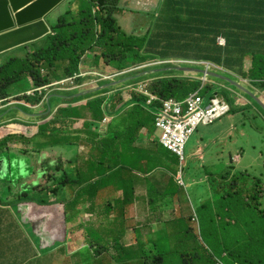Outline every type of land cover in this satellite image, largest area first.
Masks as SVG:
<instances>
[{
	"label": "trees",
	"instance_id": "16d2710c",
	"mask_svg": "<svg viewBox=\"0 0 264 264\" xmlns=\"http://www.w3.org/2000/svg\"><path fill=\"white\" fill-rule=\"evenodd\" d=\"M68 5L69 10L59 16L53 25L52 34L38 42L12 50L0 61V106L7 105L10 99L40 103L48 96L50 101L43 118L46 120L56 110L53 100L68 103L67 107H57L51 122L39 126L45 140L38 151L39 157L44 150L53 151L58 147L72 149L77 153V148L82 143L92 146V159L83 169L70 166L61 169L60 165H65L63 161L56 166H50L55 174L47 176L51 185L47 191L44 189L46 196L42 195V198L46 200L42 204L51 205L52 198L56 197V201H64L62 203L66 205L67 216L68 213L75 217L82 215L81 211L87 209V203L82 201L88 197L94 207L97 201H93V198L99 196L100 191L115 183L123 171L128 172L137 165L134 164L132 155L125 156L126 151H133L137 133L141 129L155 131L154 113L161 108L162 100L170 97L184 100L189 94L200 91L207 101L214 91L218 93L217 90L220 89L215 83H209L199 90L203 85L199 79L202 75L185 77L178 66L173 64L146 67L126 73L118 80H126L130 84L149 81L148 89L161 100L152 106L146 104L147 97L140 91H135L127 103L118 91L111 97L92 98L93 95L116 90L113 81L102 82L101 91L81 95L79 90L50 92L53 87L45 89L55 82L79 74L80 67L89 55H92L95 67H100L103 61L119 72L168 58L208 61L229 72H221L222 74L233 80L236 77L243 78L249 82L250 89L264 92V0H164L162 15L166 11V16H171L173 21L157 20L147 36L128 33L120 25L117 16L125 11L122 0H70ZM220 36L225 38V46L218 44L217 39ZM183 41L186 43H182ZM248 59L251 64L247 69L245 63ZM25 80L32 82L33 88L11 93L14 88H21L20 83ZM82 81L84 79L80 78L79 83ZM225 83L227 87L234 88L229 82ZM41 88L42 93L39 92ZM32 90H37L35 95H28ZM224 93L231 101V91L225 89ZM86 98H91L87 106H74V103ZM248 99L258 104L254 99ZM258 106L264 113V108L259 104ZM16 107L17 109L11 105L0 108V122L4 120L2 117L7 118L8 111L19 109L28 112L25 105L17 104ZM105 114L114 118L119 116L120 127L115 130L112 124L111 129L105 131L101 126ZM90 118L94 120L87 121L82 135L76 136V142H72V137L65 132L70 131L75 120ZM13 122L21 123L19 120ZM16 138V135L0 138V165L3 162L12 166L22 156V151L16 154L10 147ZM157 147L160 155L154 160H158V165L162 168L155 175L159 178L157 183L164 190L162 194L171 191L175 195L177 192L170 190V186L179 185L176 177L172 175L179 159L162 148V145ZM234 155H240V152L231 154L229 162L221 160L226 171L212 173L204 165L205 178L202 174L195 177L196 181L203 182L200 189L209 184L211 192V195L208 192L206 194L208 199L200 201L196 212L184 214L181 210L180 213H172L174 210H166L161 204L152 207L150 204L145 208L142 212L144 221L141 228L147 232V236L141 238V245L137 244L135 250L138 252V248H142V253H139L140 256H136L138 253L133 254L132 260L126 257L125 264H136L141 255L152 253V248L158 250L161 247L167 252H157L155 264H166L170 249L179 245L173 241H184L193 234L189 223L195 214L201 219L206 234H211L207 238V247L202 246L201 242L196 244L195 251L190 250L187 255L178 253L176 258L182 257L180 263L221 264V260L223 264H264V210H261L264 197L261 181L256 180L249 185L250 181L244 175L236 173L235 165L238 164L233 160ZM79 161L74 155L70 163L76 164ZM152 161L153 158L147 160L150 164ZM166 177L170 179L165 180ZM205 182L206 186H203ZM219 185L221 191L217 189ZM77 187L74 197L73 193L67 192V189ZM125 195L123 204L129 199L133 201L130 194ZM109 198L111 200V194ZM109 198L103 203H108ZM117 205L111 201L106 207L118 212ZM79 206L82 209L78 210ZM192 207L193 201L189 209ZM69 208L78 213H73ZM168 211L172 216H165ZM80 222L81 220L73 227L80 226ZM119 222L117 219L115 223ZM126 223H121L122 228ZM82 226L79 227V232L83 231ZM104 228L102 224L96 231V238L101 242L96 264H103L102 261L111 254L109 247L114 245L113 250L119 251L121 243H112V231L108 232ZM154 229L157 230L158 238L155 237ZM143 241L146 243L143 244ZM73 242L75 244V239ZM73 252L69 251V256Z\"/></svg>",
	"mask_w": 264,
	"mask_h": 264
},
{
	"label": "rangeland",
	"instance_id": "374dc122",
	"mask_svg": "<svg viewBox=\"0 0 264 264\" xmlns=\"http://www.w3.org/2000/svg\"><path fill=\"white\" fill-rule=\"evenodd\" d=\"M69 1L70 0L62 4L63 7L60 9L62 14H64L65 12L69 10L70 8V5H68ZM134 2L135 3L132 4L130 3V0L124 1V5L122 4V6L126 7L124 8L125 13L124 12L120 13L118 15L119 16L118 18H119V23L123 27V29H125L129 33L139 34L141 33V28H143L142 31H145L146 30V29L144 30L145 25L148 26L149 22H147L148 18L145 14L148 12L146 10H148L150 6L141 4L142 0H134ZM151 7L153 8L154 6L151 5ZM142 20L145 23V25L141 23ZM94 55L96 54L94 53ZM250 64H251L250 60L248 59L245 63V66L247 69L250 67ZM199 65L201 64H191V67L196 66V68H202V67H199ZM175 66H177V64H175ZM80 69H81L80 73L77 74L76 76H80L84 74L83 76L75 80L70 79L71 77H69L67 78L68 82H66L65 84L53 85L52 86L53 90H56V91L82 90L85 93L91 92V91H92L91 93H94V92H98L102 90V87H101L102 82H105V81L119 82L118 80L121 79L120 77H122L121 72L117 71L111 65L107 66L105 62L103 61L101 62L100 67H95L93 64V60L88 59V57L85 59V62L80 67ZM212 71H214L215 73L219 72L218 74H222L221 72H225L217 68H212ZM222 75H226V74H222ZM187 76L190 77L192 76V74H189ZM80 78L84 79V81L79 83ZM209 79L211 80V82L219 86L220 89L217 90L218 94L223 96L226 100L228 99L226 98L225 93H224L225 89L231 91L232 97L235 96L234 91L231 90L232 88L231 89L227 88L225 80L216 78V77H210ZM234 79H235L234 81L238 83L241 81L242 85L243 83H245V81H243V78L236 77ZM20 84L22 85L21 88H14L11 93L14 94L18 90H28V89L33 88V83L30 82L29 80H25L21 82ZM75 85H78V86L74 88ZM129 85L131 84L127 81L124 84L120 83V85H115L116 88H120L122 86L125 87L123 91H120L122 93L120 97L122 96L124 100L128 99L125 94L128 95L130 93L128 90H126L129 87ZM255 92L256 91H254V93ZM109 93L103 92L101 94L93 95L92 98H95L98 96L109 97ZM256 93L260 97L264 98V93H262L261 91H258ZM251 99L253 100V98ZM84 100H87V103L85 105L87 106L91 98H86ZM249 101L250 103L247 102L244 105L246 106L244 107L246 109H237L236 107L238 106V104L234 103L233 100L229 101L231 104V107H233L232 109L233 110L235 109V111L231 114H236L234 115L235 122H236V130L234 131V135L231 139L234 142L236 141L238 147H241V150H239L240 155L238 156L234 155L233 160L235 163L238 164V165H235L237 167L236 173L240 174V176L244 175L245 178H247L250 181V183H248L249 185H252L254 181L256 182V180L261 181V189H262V193L264 197V113L259 108L258 104H254L250 99ZM9 103H10L9 106L12 105L14 107H16L18 103L23 104V102L14 101L12 99H10ZM52 103L56 108L59 105H61V101L53 100ZM82 104H84V102H82L80 105ZM46 109H47V106H46ZM254 109H257V112H255ZM113 110L115 109L113 108ZM18 114H19V111L14 110L12 111L10 116H16ZM54 117L55 116L52 115L46 120H43L41 118L40 120H38L39 123L32 124V126L30 127L23 126L18 131L16 130V128L15 129L13 128V131H9L8 128L3 127L2 135L9 136V134L10 135L18 134V137L14 139V141L10 144V147L12 150L19 149L22 151L21 152L22 156H20L22 159H20L18 162H15L12 165L15 167L18 166V168L21 167V171H19V174L18 173L14 174L15 177H20V173H22L25 176H28L29 173L37 175V174H40L41 172H44V170L46 173L48 172V175L50 177L52 174H55V172L50 169V165L56 166L61 161H63L65 165L61 164L60 165L61 169L67 168V166H70L72 168L79 167L80 169H83L88 163V161L92 159V156H91V154H93L92 146H89L85 143H82L77 148V153L74 152L72 149L58 147L56 150H53V151L44 150L45 153L41 155L38 160H36V165L44 164V168L38 169L39 173L29 172V167H32L34 165L33 156L36 157L35 155L37 153L35 152V154L32 156L31 151L39 150L43 142H45L44 137H42L40 133V129H38V126L41 124L51 122L54 119ZM2 118H4L2 122H5L8 117L7 118L2 117ZM93 120H94L93 118L84 119V120L77 119L75 120V124L73 126H70V131H67L65 133H68L69 136L72 137L71 139L72 142H76L74 138L76 136L82 135L81 132L84 131V128L86 126L85 123L87 121L91 122ZM110 121L111 119H108L106 121L107 124ZM240 131L242 132L240 133ZM212 132H214L212 125H209V126L200 125L196 129L194 134L190 137V139L188 140L186 144L185 151H184L185 160L182 161L179 157L174 155L175 157L179 159V164H177V166L173 169L172 175L176 177L179 185H171L170 190L172 189V191L174 192L176 191L177 194L173 195L171 191H168L167 193L162 194L164 190L159 188V184L157 182H153L151 181V179L148 180L146 177H143L141 179V181L148 183L146 185V191L152 194L153 200H152L151 207L156 204H161L162 207L166 210H169V209L174 210L172 213L174 212L180 213V211L183 210L184 214H190L192 212L197 211V208H198L197 206H199L200 201L203 202L204 200L208 199V196H206V194L208 192V194L211 195V192L209 191L210 185L208 184L206 186V182H205L203 186H206V188L200 189L199 187L203 182L196 181L195 177L202 174V176L205 178L206 174H203L204 165H206L210 170H212L213 171L212 173H220L225 168L221 160H225L226 162H229V156L231 154H235V150L234 151L231 150V144L224 145L222 143H217L215 146H213L212 144H209L208 142H203L199 140L201 135L207 136V133L212 134ZM142 133L144 135L146 134L145 131H143ZM158 133L160 136L159 130H157L156 132L157 137H158ZM204 143H206V145H204ZM137 147L138 145L135 146V148ZM137 154L140 160L143 159L141 161L143 162L145 160L144 158H146L143 155L144 151H139ZM74 155H76L77 158L80 159V161L77 162L76 164L70 163V160ZM146 159H149V158H146ZM153 161L157 163L156 171L158 172L162 168L158 165L159 164L158 160H153ZM168 164H170V162H168ZM143 165L147 167L146 171H148L153 166V164L148 163L147 160L142 163V166ZM155 179H157V177H155ZM169 179H170L169 177L165 178V180H169ZM157 181H159V178ZM77 189L78 187L76 189L70 188V189H67V192L69 191V193H73L72 196L74 197L76 195ZM217 189L221 191L220 185L217 187ZM2 192H3V189L0 186V207H4L8 210H12V213H15L17 211V207H13V205L15 201H18L17 198L14 199L12 195L8 196L9 193H6L5 190L3 194ZM114 192H116L115 189L108 188L106 190L100 191L99 196H102L105 193L111 194V201L115 204H118L116 208L118 212H114V210L113 211L110 210L111 208L109 207L106 215L100 216V213L104 212L103 209L106 206H108V204L103 203L105 199L99 198L98 201L96 202V205L92 207L91 210L83 209L81 211L82 215L80 216L75 217L72 215V213L69 216V213H68L69 222L72 223L73 226L74 224H76L77 222L81 220L80 226L77 225L75 229L79 230V227H81L82 224L85 222V224H83L84 226H82V228L85 230V234H84L85 240H81L78 235V238L83 243V247L78 251V254L75 256L77 260L71 264H96V257L98 256V252H99L98 246L101 245V242L96 238V231H98V229L100 228V226H102V224H103V227H105L104 228L105 230H107L108 232H111V229L113 227L121 225V223L125 221L124 217L127 220H130L132 223L134 219L137 220L135 218V214L130 213V208L134 206L135 203L131 199H129V201L123 204L122 199H124L126 195L121 194L120 192H117V193H114ZM29 194L32 196L31 199H33V201H37L40 205H44L42 204L43 203L42 202L43 201L42 192H37L36 194L34 192H29ZM53 198H56V197H53ZM161 200L163 202H161ZM192 201H193L194 207H192V209H189V206L192 204ZM54 203L55 202H53V204ZM261 204H262L261 210H264V201H262ZM149 205H146L145 207L147 208ZM90 206H91V202H88L86 204V208H89ZM65 209H66V216H67V208L65 207ZM69 209L73 213H76V214L78 213L72 208H69ZM80 209H82V206L78 207V210ZM167 213L168 214H166L165 216H172L171 212L168 211ZM115 218L118 219L120 222L115 223L116 222L114 220ZM189 226L192 229L193 234H196V236L192 234L184 241L174 240L173 242L179 245L177 247L173 246L170 249V256L166 258V264H183V263H180L182 261V257L178 256L176 258V255L178 253H186L187 255V253L190 252V250L195 251L196 244L198 243L202 242V246L207 247V243H208L207 238L208 236H210L211 232L206 234V229L204 228V225L201 219L198 216H196V214L193 216L191 222L189 223ZM69 230H70L69 234L72 233V230L70 228ZM154 230L156 231L155 237L158 238L157 230L156 229ZM110 238H112V241H113L112 243H114L115 245L118 243V241H120L121 243H120L119 251L113 250L114 245L109 247L111 249V254L106 257L107 264H125L127 262V258H126L127 253L123 251L122 249L123 242L121 238L119 237V235H112ZM78 244H80V242H78ZM149 248H152V247H149ZM68 250H69V244H68ZM157 252L165 253L167 252V250L163 247L159 248L158 250L157 248H152V253L141 255V259L136 260V264H149V263L155 264V258H156ZM136 253H138L136 256H140L139 253H142V248L140 251ZM175 259L177 260V262H175ZM220 263L223 264L221 260H220Z\"/></svg>",
	"mask_w": 264,
	"mask_h": 264
},
{
	"label": "crops",
	"instance_id": "0c3cea01",
	"mask_svg": "<svg viewBox=\"0 0 264 264\" xmlns=\"http://www.w3.org/2000/svg\"><path fill=\"white\" fill-rule=\"evenodd\" d=\"M124 1L122 0V4L124 5ZM146 1V2H145ZM130 3L134 4V0H130ZM164 0H142L143 5L150 6V8L145 15L147 16L148 26L145 25L143 20L141 21L142 24L145 25L144 30L141 28V33L138 35L147 36L149 34V30L152 28V25L156 23L157 20H165L171 22L173 18L171 16H166L163 13L162 15V6ZM151 5L154 7L152 8ZM63 6L56 9L49 17H48V24L52 28L53 25L56 23L59 16H61L60 9ZM124 8H126L124 6ZM125 13V12H124ZM119 17V16H117ZM119 19V18H118ZM162 23V22H160ZM129 33V32H128ZM190 38V37H189ZM165 43V42H164ZM182 43H186L183 41ZM11 52V51H10ZM10 52L0 55V59L6 57ZM88 59H92V55L88 56ZM172 60L173 58H168ZM182 72V71H180ZM184 76H186L190 72H182ZM203 75V74H201ZM196 77V76H194ZM189 78V77H188ZM241 82V81H240ZM245 87L248 88L249 85ZM79 89V88H77ZM125 87L117 88L115 91L109 93V97L113 96L115 92L123 91ZM250 89V88H249ZM234 93L238 94V101L235 102L238 104L236 107L237 109H246L244 106L247 102L250 103L248 99V95L246 96L245 93L239 92L237 89H232ZM251 90V89H250ZM80 94H87L82 90H79ZM128 99L125 101L131 100V93L128 95L125 94ZM264 101V98H263ZM66 101H61L62 107H67L68 103ZM82 102L84 104L80 105ZM23 103H26L23 101ZM87 100L76 102L74 106H85ZM31 109H35L34 111L28 109V112L19 111V114L16 116H10L12 111L7 113V120L5 122H0L1 124L7 123L6 125L0 126V138H7L8 136L2 135L3 127L8 128L9 131H13V128L18 131L21 127H30L32 124L39 123L44 114L46 109L41 107V104H30ZM111 106V104H110ZM253 108V107H252ZM33 111V112H32ZM235 111L232 110L231 113ZM257 112V109H254ZM229 114L224 116L220 120L216 121L215 123L211 124L214 132L212 134L201 135V139L199 140L203 142H208L215 146L217 143H222L224 145L231 144V150L239 152L241 147H238L236 141H232V137L234 135V131L236 130V122L235 116L236 114ZM106 118V114L104 116ZM116 118V119H115ZM109 124H104L101 121L102 128L106 131L107 129L110 130L112 124L115 130L117 127H120L119 119L120 117H115ZM15 120H20L23 124H14L11 123ZM84 120V119H82ZM118 122V123H117ZM11 123V124H8ZM117 123V124H116ZM28 125V126H27ZM84 128V127H82ZM39 129V128H38ZM145 131L146 134L144 135L142 132ZM157 129L155 131L148 130V128H143L139 133H137V142L133 145V151H126L125 156L133 157L134 164H137L132 170L128 172H122V176L116 180L115 183L109 184L108 187L115 189L116 192H120L122 194H130L133 198V202L135 203L134 206L130 208V211L135 214V218L137 220H133V223L130 220H127L125 217V227L122 228V225H118L111 229L112 235H119L122 242H124V251L127 253V258L132 260V255L135 254L136 245H141V238L147 236V232L141 228V223L144 221L142 216L143 210L146 208V205L152 204V194L146 191L145 183L141 181L143 177H146L148 180L151 179L153 182H157L155 176L152 175V171H146V166L142 163L145 162L146 158H154L159 157L158 147L160 144L159 142V133L157 137ZM242 131H240L241 133ZM18 137L17 134H13ZM138 145L137 148L135 146ZM206 145V143H204ZM163 148V146H162ZM14 153L20 154L21 150L13 149ZM39 150H32V156L36 153V157L33 156L34 165L29 167V172H38L39 168H44V164L36 165V160L39 159L38 156ZM139 151H144V158L145 160L141 162L140 159L137 158V153ZM45 151L41 154L43 155ZM238 156V155H235ZM22 159L21 157L19 160ZM156 160V159H155ZM51 166V165H50ZM51 168V167H50ZM143 168V169H142ZM21 171V167L18 166H10L8 164H1L0 165V186L5 190L6 193H9L8 196H11L15 199L17 198L18 201H15L13 207H17V211L12 213V210H8L4 207H0V264H71L74 263L76 259V254H71L69 256L68 251L73 252L75 244L73 240L75 237H78L79 230L73 227V224L69 222L68 216H65L66 209L64 206L65 204L62 203L64 201H56V198H52V201L55 202L54 205H40L38 202L33 201L32 196L29 192H42L43 197L46 196L44 192L48 190V187L51 185V182L48 183L47 176L48 172L46 173L41 172L40 174H30L28 176L23 175L20 173V177H15L14 174ZM143 174L141 172H144ZM27 179V180H25ZM48 183V185H47ZM46 189V191L44 190ZM2 192V194H3ZM50 195V194H49ZM103 199H107L104 198ZM46 199L43 198V202ZM90 198L86 199L85 201L88 203ZM117 221V219H114ZM136 224V225H135ZM72 233L69 234L70 230ZM73 242V243H72ZM72 243V244H71ZM146 242L143 241V244ZM69 244V250H68ZM83 247V245H82ZM141 247V246H140ZM141 248H138L140 251ZM99 258V257H96ZM73 259V260H72ZM73 261V262H72ZM103 264H107L106 259L102 261Z\"/></svg>",
	"mask_w": 264,
	"mask_h": 264
},
{
	"label": "built area",
	"instance_id": "2783aa9c",
	"mask_svg": "<svg viewBox=\"0 0 264 264\" xmlns=\"http://www.w3.org/2000/svg\"><path fill=\"white\" fill-rule=\"evenodd\" d=\"M218 43L222 46L225 45V39L218 38ZM169 63H188V64H201L205 66L206 70H212V68H217L222 70L220 67L216 66L211 62L205 61H183V60H170ZM80 76H76L70 79H77ZM68 79L61 82H57L53 85L65 84ZM74 83V81H73ZM205 84V80L203 85ZM51 86V87H52ZM78 85H75L76 88ZM49 87H45L48 89ZM42 88L39 91L42 92ZM140 92L149 97L148 104L152 105L158 98L152 95L149 90H147L146 85H141L138 89ZM37 90L29 92L30 95H35ZM43 100L42 103H44ZM231 110V107L226 102L225 98H211L208 102L201 99L198 91L193 93L183 102H179L175 99L167 100L163 103L162 107L155 111V125L160 131V142L164 148L175 154L182 161L185 160V147L196 130L199 124H211L217 118H221L227 115ZM111 119L107 117L105 122Z\"/></svg>",
	"mask_w": 264,
	"mask_h": 264
},
{
	"label": "water",
	"instance_id": "95a60500",
	"mask_svg": "<svg viewBox=\"0 0 264 264\" xmlns=\"http://www.w3.org/2000/svg\"><path fill=\"white\" fill-rule=\"evenodd\" d=\"M68 0H0V55L18 47L44 39L52 34L48 17ZM181 71L198 72L229 82L238 90H243L264 108V102L242 84L215 72L193 67H181ZM126 80L114 82V85Z\"/></svg>",
	"mask_w": 264,
	"mask_h": 264
},
{
	"label": "clouds",
	"instance_id": "9594fccd",
	"mask_svg": "<svg viewBox=\"0 0 264 264\" xmlns=\"http://www.w3.org/2000/svg\"><path fill=\"white\" fill-rule=\"evenodd\" d=\"M221 37V36H220ZM220 37H218V38H220ZM223 38V37H222ZM225 39V38H224ZM217 42H218V39H217ZM219 44V43H218ZM220 45V44H219ZM225 45H226V40H225ZM224 45V46H225ZM222 46V45H221ZM172 60H181V59H172ZM168 61H170L169 59L168 60H156V61H153V62H151L150 64H144V65H141V66H138V67H134V68H132V69H129V70H125L124 72H121V75L123 76V75H125L126 73L128 74V73H130V72H133V71H135V70H142V69H144V68H146V67H151V66H160V65H166V64H173V65H175V64H177V66L179 67V69L181 68V67H186V68H188V67H190L191 66V64H188V63H169ZM183 61H193V60H183ZM195 62H199V61H195ZM205 62H208V61H205ZM212 63V62H211ZM218 66V65H217ZM199 67H202V68H199V69H203V70H206L205 69V66H202V65H199ZM218 67H220L223 71H225L224 70V68L223 67H221V66H218ZM193 68H195L194 66H193ZM181 70V69H180ZM206 71H210V72H214V71H212V70H206ZM182 72H186V71H182ZM225 72H227V71H225ZM219 73V72H218ZM227 73H229V72H227ZM231 74V73H230ZM203 76H207V77H211V76H208V75H204L203 74ZM224 76H226V75H224ZM185 77H187V76H185ZM194 77V76H193ZM192 77V78H193ZM228 77V76H227ZM71 78H73V77H71ZM230 78V77H229ZM232 79V78H231ZM66 80V79H65ZM61 81H63V80H61ZM61 81H59V82H61ZM243 81H246V85L248 84L249 85V87L247 88L250 92H252L253 94H255L256 96H258L259 98H260V100L262 101V102H264L263 101V98L262 97H260L256 92H258L257 90H254V89H249L250 88V84H249V82L247 81V80H245V79H243ZM56 83V82H55ZM54 83V84H55ZM240 84H241V82H239ZM148 84H149V81H147V80H144V81H141V82H138V85H135V83L134 84H131V85H129V87L126 89V90H128L130 93H131V95L135 92V91H139L138 89L140 88V86L141 85H146V88H147V90H149L148 89ZM52 85H50V86H47V87H51ZM243 86L245 87V84H243ZM232 87H234L233 85H232ZM247 87V86H246ZM245 87V88H246ZM48 88V89H49ZM227 88H229V89H231V87H227ZM43 89V88H42ZM47 89V90H48ZM232 89H237V88H232ZM231 89V90H232ZM238 90V89H237ZM32 91H34V90H32ZM50 92H52V91H55V90H53V89H50L49 90ZM254 91H256L255 93H254ZM31 92V91H30ZM39 92H41V91H39ZM42 92H43V90H42ZM41 92V93H42ZM149 92L151 93V91L149 90ZM262 92V91H261ZM142 93V92H141ZM245 93V92H244ZM262 93H264V92H262ZM143 94V93H142ZM246 94V93H245ZM28 95H29V92H28ZM145 95V94H144ZM248 95V94H247ZM155 96L158 98L155 102H157L158 100H159V97L155 94ZM133 97V96H132ZM131 97V98H132ZM147 97V96H146ZM248 97H250L249 95H248ZM250 98H252V97H250ZM148 99V98H147ZM43 100H45L44 101V103H42V102H40V103H32V102H27V101H25L26 103H18V104H22V105H25L26 107H28L29 109H31V107H29V106H31L30 104H41V107H43V108H45L46 109V106H47V103L50 101V98L48 97V96H46ZM175 100H178V99H175ZM160 101V100H159ZM179 102H183V100H178ZM20 102H23V101H20ZM154 102V103H155ZM153 103V104H154ZM235 103V102H234ZM148 106H152V105H149L148 103H146ZM10 105V103H8L7 105H3V106H0V108H4V107H6V106H9ZM162 107V106H161ZM13 108H15V109H17V107H14L13 106ZM19 110V109H18ZM31 110H33V109H31ZM52 109H50V111H51ZM232 107H231V112H232ZM34 111V110H33ZM49 111V112H50ZM57 111V108H56V110L54 111V113ZM9 112V111H8ZM7 112V113H8ZM54 113H53V116H54ZM7 115V114H6ZM52 116V115H51ZM45 117V114H44V116L42 117V119ZM107 117H109V118H111V121H112V119L114 118V116H111L110 114H108V115H106V118H104V120H103V123L106 125L107 124V122H105V120L107 119ZM20 121V120H19ZM110 121V122H111ZM21 122V121H20ZM109 122V123H110ZM11 123H14V124H23V125H25L24 123H19V122H11ZM11 123H8V124H11ZM108 123V124H109ZM42 125V124H41ZM209 125H211V124H207L206 126H209ZM28 126V125H27ZM38 126V125H37ZM40 126V125H39ZM39 126H38V128H39ZM102 126V125H101ZM155 127H156V125H155ZM156 129H157V127H156ZM197 129V128H196ZM158 130V129H157ZM196 131V130H195ZM194 131V132H195ZM194 134V133H193ZM192 134V135H193ZM10 135V134H9ZM160 137V136H159ZM159 142H160V139H159ZM160 144H161V142H160ZM162 145V144H161ZM163 146V145H162ZM166 149V148H165ZM172 153V152H171ZM173 154V153H172ZM175 155V154H174ZM108 188H110V187H107V188H105V189H103V190H106V189H108ZM125 195V194H124ZM109 198L110 197V194H108V193H105L104 195H102V196H96L95 198H93V201H98V199L99 198ZM111 203V200H110V198H109V202L108 203H106V204H110ZM103 213H100V216H103V215H106V213L108 212V208L107 207H105L104 209H103ZM115 212V211H114ZM85 230L83 229V232H79V238L81 239V240H85ZM78 237H77V239H78V241L79 242H82L80 239H79ZM124 246H125V244H124V242H123V245H122V249H123V251H124Z\"/></svg>",
	"mask_w": 264,
	"mask_h": 264
},
{
	"label": "bare ground",
	"instance_id": "6f19581e",
	"mask_svg": "<svg viewBox=\"0 0 264 264\" xmlns=\"http://www.w3.org/2000/svg\"><path fill=\"white\" fill-rule=\"evenodd\" d=\"M38 42V41H37ZM151 63V62H150ZM150 63H147V64H150ZM191 67V66H190ZM136 71V70H135ZM189 74H192V76H187V75H189ZM186 76L187 77H189V78H192L194 75H201L200 73H198V72H190V73H188ZM65 79H67V78H65ZM65 79H63V80H65ZM202 82H204V80H205V83L206 84H209V83H213V82H211V80L209 79V77H207V76H201L200 78H199ZM122 81V80H121ZM124 84V83H123ZM135 85H138V83H135ZM204 87V85H202L201 87H200V89L199 90H201L202 88ZM197 92V91H196ZM239 92H242V93H244V91L243 90H239ZM195 93V92H194ZM151 94L152 95H154L152 92H151ZM193 93H191V94H189L188 96H186V98H184V99H187L188 97H190L191 95H192ZM198 94H199V96L201 97V99H203V100H205V102H208L211 98H214V97H217V98H224L223 96H221V95H219L216 91H214L213 92V96L212 97H209L208 98V100L206 101V99H205V97L202 95V93L200 92V91H198ZM30 95V94H29ZM238 94L236 93L235 94V96L234 97H232V100L234 101V102H237L238 101V96H237ZM32 96V95H31ZM155 96V95H154ZM147 101H146V103H148V100H149V97L147 96ZM170 99H176V98H174V97H170V98H168V99H166V100H160L161 101V106L163 105V103L165 102V101H167V100H170ZM129 101V100H128ZM128 101H125L124 100V102L125 103H127ZM226 102L229 104V106L231 107V104H230V102L228 101V100H226ZM231 113V110H230V112L227 114V115H229ZM227 115H225V116H227ZM224 117V116H223ZM223 117H221V118H223ZM221 118H217L216 120H214L213 121V123H215L216 121H218V120H220ZM213 123H211V124H213ZM200 125H204V126H206L207 124H199L198 126H197V128L200 126ZM152 164H153V166H152V168L149 170V171H152V175H156L157 174V163L156 162H154V161H152ZM141 173H143V174H146L145 173V171L144 172H141ZM53 202L54 201H52V204L51 205H54L53 204ZM89 202H91V206L89 207V208H87V209H90L91 210V208L93 207V202L92 201H89ZM65 216H66V213H65ZM83 232V231H82ZM78 239H77V237L75 238V250H74V252H73V254H76V253H78V251L82 248V245H83V243L82 242H80V244H78Z\"/></svg>",
	"mask_w": 264,
	"mask_h": 264
},
{
	"label": "flooded vegetation",
	"instance_id": "af4514ba",
	"mask_svg": "<svg viewBox=\"0 0 264 264\" xmlns=\"http://www.w3.org/2000/svg\"><path fill=\"white\" fill-rule=\"evenodd\" d=\"M2 164H3V162H2ZM6 164V163H5Z\"/></svg>",
	"mask_w": 264,
	"mask_h": 264
}]
</instances>
